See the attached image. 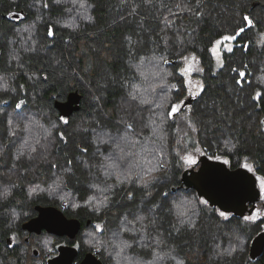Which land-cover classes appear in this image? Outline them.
I'll return each mask as SVG.
<instances>
[{"label": "trees", "instance_id": "1", "mask_svg": "<svg viewBox=\"0 0 264 264\" xmlns=\"http://www.w3.org/2000/svg\"><path fill=\"white\" fill-rule=\"evenodd\" d=\"M240 27L217 68L216 41ZM189 54L204 83L194 97L180 72ZM75 91L80 110L61 117L55 103ZM260 94L264 0H0V264H47L62 243L78 262L264 264L250 258L264 231ZM201 156L252 169L259 218L225 219L183 187L186 160ZM39 205L81 233L28 234Z\"/></svg>", "mask_w": 264, "mask_h": 264}, {"label": "water", "instance_id": "2", "mask_svg": "<svg viewBox=\"0 0 264 264\" xmlns=\"http://www.w3.org/2000/svg\"><path fill=\"white\" fill-rule=\"evenodd\" d=\"M16 15L15 18H19ZM82 95L72 92L67 100L57 101L55 108L61 117L70 118L81 108ZM197 166V167H196ZM183 187L194 189L212 207L238 217L252 216L262 198V190L256 175L249 169H231L227 163L201 156L196 165L182 175ZM37 216L23 225L28 234L41 235L47 232L59 238L73 241L81 233L83 224L78 219H69L65 213L51 206H36ZM91 224L88 221L87 226ZM58 254L47 264H104L94 252L87 253L78 262L79 250L69 244L59 245ZM36 255L38 251H35ZM264 253V231L258 234L250 246V258L256 260Z\"/></svg>", "mask_w": 264, "mask_h": 264}, {"label": "rangeland", "instance_id": "3", "mask_svg": "<svg viewBox=\"0 0 264 264\" xmlns=\"http://www.w3.org/2000/svg\"><path fill=\"white\" fill-rule=\"evenodd\" d=\"M228 47H232L229 44V42H225L222 45H216L214 47L216 49V51L215 52L213 51V56L215 58L217 68L221 67V61L223 63L222 53L225 50L227 51ZM217 53H219V55H217ZM201 69H202V67H201L200 61L196 57V55L189 54L183 59V66L181 67L180 72L185 77H187L189 97H194V96L198 95L204 87L203 80L200 77ZM198 159H199V157H195V158L190 157L186 161H187V164H189V167L191 168L197 163ZM192 161H194V163ZM252 216L254 218H259L260 212L258 210H256Z\"/></svg>", "mask_w": 264, "mask_h": 264}, {"label": "snow or ice", "instance_id": "4", "mask_svg": "<svg viewBox=\"0 0 264 264\" xmlns=\"http://www.w3.org/2000/svg\"><path fill=\"white\" fill-rule=\"evenodd\" d=\"M197 2H199V0H197ZM242 20L250 28L255 26L253 20L250 17H248V16H243ZM244 32H245V28L244 27H240L238 31H234L231 35H223L221 40L216 41V44L217 45H222L225 42L234 41V40H236L237 36L243 34ZM213 51L215 52L216 49L214 48ZM227 51L228 52H232L233 48L232 47H228ZM217 55H219V53H217ZM221 66H223L222 61H221ZM233 71H236L237 74L241 77V79L236 80V83L238 85L242 86L243 83L245 82L244 78H245L246 74L244 72H239L237 69H233ZM256 98L257 99L264 98V94H260ZM17 107H20V105H17ZM180 109H181V105L180 104L173 105L172 110L170 112V115L178 113L180 111ZM65 123H67V121H65ZM262 123H264V121H262ZM192 162L194 163V161H192ZM225 163H227V161H225ZM245 167H248V165H245ZM251 170L252 169L249 168V171H251ZM261 187L264 188V180L261 181ZM204 203H207V201H204ZM220 216L224 217L225 219L228 218V214L226 212H223V211L220 212ZM245 219H250V218L246 217ZM251 219H254V217H251Z\"/></svg>", "mask_w": 264, "mask_h": 264}, {"label": "flooded vegetation", "instance_id": "5", "mask_svg": "<svg viewBox=\"0 0 264 264\" xmlns=\"http://www.w3.org/2000/svg\"><path fill=\"white\" fill-rule=\"evenodd\" d=\"M263 192V191H262ZM14 243V242H13ZM12 244V243H11ZM62 244H66V243H62ZM62 244H60V245H62ZM58 247H59V245H58ZM57 247V248H58ZM23 248H24V250L26 251V253L27 252H29V253H31V254H34L35 256H38L39 255V252H38V254L36 255V253H35V251L37 250L38 251V249L36 248V246H35V244L34 243H32L31 241H30V237H25L24 238V246H23ZM58 254V250H57V253L54 255V256H52V257H55L56 255ZM51 257V258H52ZM50 259V258H49ZM48 259V260H49ZM48 260H47V262H48ZM81 262V261H80Z\"/></svg>", "mask_w": 264, "mask_h": 264}]
</instances>
